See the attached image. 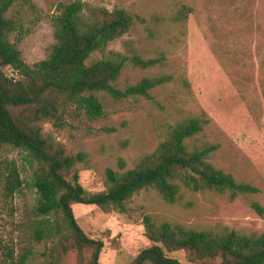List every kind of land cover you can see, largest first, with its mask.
<instances>
[{"label":"rangeland","instance_id":"1","mask_svg":"<svg viewBox=\"0 0 264 264\" xmlns=\"http://www.w3.org/2000/svg\"><path fill=\"white\" fill-rule=\"evenodd\" d=\"M61 1L75 0H30L33 8L17 1L11 6L8 17L17 22V29L10 40L26 63L47 57L54 43L50 18ZM80 1L109 10L121 7L144 20H135L108 50L158 61L146 69L127 63L116 82L119 89L147 77L169 78L148 98L114 100L102 95L100 119L67 116L61 128L39 123L42 134L67 154H84L74 166L83 188L102 191L107 169L132 168L157 148L172 125L199 117L207 121L203 138L218 146L209 161L237 182L259 189L234 200L208 190L184 192L179 204L165 202L155 190H143L130 199L125 213L74 204L73 215L83 233L103 242L98 264H129L149 245L142 225L145 215L194 229L219 225L243 233L264 232V217L249 206L255 200L264 207V0ZM5 73L12 71L6 68ZM6 155L18 162L23 176L28 173L18 152ZM34 201V191L27 186L11 200L0 197V264H10L8 250L16 256L24 244V222L32 219ZM32 249L34 264H92L88 247L78 255L46 240L34 242Z\"/></svg>","mask_w":264,"mask_h":264},{"label":"trees","instance_id":"2","mask_svg":"<svg viewBox=\"0 0 264 264\" xmlns=\"http://www.w3.org/2000/svg\"><path fill=\"white\" fill-rule=\"evenodd\" d=\"M17 1L33 8L30 0H0V151L4 154L0 197L11 200L27 186L34 191L35 201L32 219L24 222V244L16 256L11 249L7 252L10 264H34L32 244L46 240L78 255L91 248L92 264H98L103 242L83 233L73 215L74 204L125 213L130 199L149 189L169 204L181 203L184 192L214 191L230 200L259 193L257 187L237 182L209 161L218 146L203 138L207 121L199 117L172 125L151 154L132 168L107 169L105 188L87 192L74 170L84 154H67L61 144L42 134L39 123L48 121L61 128L67 116L100 119L102 95L114 100L148 98L169 78L147 77L119 89L116 82L127 63L146 69L158 61L108 50L135 20H144L121 7L109 10L80 0L56 4L50 18L54 43L47 57L26 63L10 40L17 22L8 12ZM6 68L11 69L10 75ZM11 151L21 155L28 171L24 176L18 162L6 155ZM249 206L264 217V207L257 201L250 200ZM142 225L149 245L129 264H264V232L243 233L219 225L194 229L152 215H145Z\"/></svg>","mask_w":264,"mask_h":264}]
</instances>
